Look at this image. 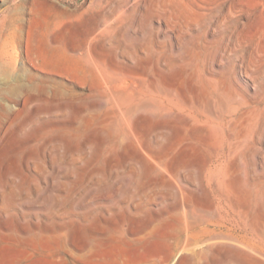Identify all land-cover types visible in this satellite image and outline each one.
Here are the masks:
<instances>
[{"label": "bare ground", "instance_id": "1", "mask_svg": "<svg viewBox=\"0 0 264 264\" xmlns=\"http://www.w3.org/2000/svg\"><path fill=\"white\" fill-rule=\"evenodd\" d=\"M111 1L115 9L82 31L79 44L70 46L88 62L83 76L77 79L87 82L88 97L94 98L85 107L101 112L96 123L102 133L100 143L108 154H119L123 164L128 165L125 192L135 185L138 192L155 189L153 201L173 198L179 239L174 259L181 256L180 262L189 263L193 253L188 252H194L198 245L201 252L231 245L234 249L226 252L224 261L244 264L249 257L246 254L257 251L255 238L264 231V215L259 211L264 175L258 172V157L264 156V107L253 105L242 86V80L247 85L251 84L248 80L253 83V69L261 50L255 45L252 59L246 61L245 55L238 54L243 42L239 35L231 33L218 43L210 40V27L203 26L199 35L194 34L214 10L221 11L215 20L220 25L244 7V0ZM252 3L254 9H264V0ZM5 18L2 14L1 21ZM9 34L0 32V101H12L16 113L24 111L33 121L51 115L53 96L61 99L57 113L64 114L67 106L62 92L52 93L49 85L55 62L49 54L33 53L39 41L32 27L28 26L23 39L25 60L41 76L29 73L26 86L16 77L19 58ZM43 37L48 42H60L57 37ZM42 43L44 48L51 45ZM231 58L236 60L232 67L215 70ZM11 122L15 125L13 121L8 125ZM47 125L46 133L50 128ZM7 129L1 137L9 132ZM65 132L55 139L60 146L66 144ZM91 139L86 143H93ZM39 156L32 154L31 158ZM161 189L165 190L162 194ZM109 197L108 193L103 196ZM144 206L135 207L138 214ZM197 211L207 216L199 217Z\"/></svg>", "mask_w": 264, "mask_h": 264}, {"label": "rangeland", "instance_id": "2", "mask_svg": "<svg viewBox=\"0 0 264 264\" xmlns=\"http://www.w3.org/2000/svg\"><path fill=\"white\" fill-rule=\"evenodd\" d=\"M244 2L241 10L220 22V25L215 20L221 11L214 10L194 34L199 35L203 26L206 29L210 27L212 31L209 38L218 43L225 41V37L231 33L233 36L239 35L243 42L238 54L245 55L246 61L252 59L253 48L259 45L261 53L256 60L257 67L253 69V83L247 77L251 84L247 85L242 80V86L246 96L254 101L253 105L258 104L263 108L264 9L261 6L254 9L252 0ZM114 9L115 3L111 0H108V4L106 0H34L32 4L30 0H0V11L6 14L2 23L0 13V32L10 33V40L15 42L13 44L19 58L18 82L26 86L29 73L41 76L25 60L23 39L30 25L39 41L36 43L38 47L34 45L36 49L32 51H37L33 52L35 55L49 54L53 58L56 67L48 77L49 85L52 93L62 92L67 106L64 114L57 113L56 107L61 105V99L51 96L52 103L57 101L56 106L51 102L49 104L53 108L51 115L31 121L26 112L16 113L12 101H0V264H228L224 261V255L234 249L231 245H225L221 250L214 247L202 252V247L198 245L194 247V252H188L193 253L189 263L180 262L181 256L174 259L179 239L176 236L178 220L173 198L153 201L155 189L138 192L135 185L128 187V192H125L128 165L125 164L126 167L123 164L119 154L115 153L113 157L112 152L109 151L112 155L108 154L99 141L102 133L96 123H99L101 112L85 107L94 98L88 97L90 86L87 82L77 79L83 76L82 70L88 62L71 48L73 44H79L83 32L91 28L97 19ZM153 25L157 24L154 22ZM43 36L45 39L57 37L60 42H48ZM42 42L46 45L51 43L52 46H45V49ZM234 62L235 58H231L215 70L219 72L225 67L227 69V66L232 67ZM10 117L14 118L10 120ZM9 121L15 125L12 122L13 127L12 124L8 125ZM46 125L50 127L47 133ZM4 129L9 132L1 137ZM65 130L66 144L60 146L55 139ZM88 139L94 142L86 143ZM46 140H51V143H45L49 142ZM32 154L40 156L34 159L31 158ZM259 156L258 172L262 176L264 156ZM62 172L64 178H61ZM263 189L264 183L261 191L263 197L259 202L262 215ZM163 191L161 189V194ZM107 193L110 197L103 198ZM144 204L145 210L138 214L135 207ZM197 214L199 217L207 216L203 211H197ZM255 244L257 251L247 253L248 262L244 264H250V261L264 264V231L255 238Z\"/></svg>", "mask_w": 264, "mask_h": 264}]
</instances>
